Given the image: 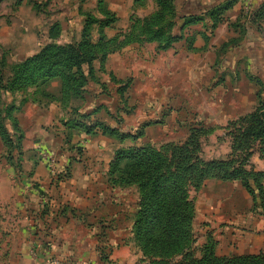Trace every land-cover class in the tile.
Returning <instances> with one entry per match:
<instances>
[{
  "label": "crops",
  "instance_id": "1",
  "mask_svg": "<svg viewBox=\"0 0 264 264\" xmlns=\"http://www.w3.org/2000/svg\"><path fill=\"white\" fill-rule=\"evenodd\" d=\"M50 1L54 6H66L65 9H60L58 15L63 16L66 11V17L61 19L60 41L77 40L80 36L81 18L76 0ZM93 2L91 0L89 6H94ZM105 3L118 17L114 27L106 29L105 33L107 37L113 38L120 31L118 40H122L128 32L126 29L131 28L132 14L136 15L133 19H143L158 9L156 0H105ZM262 3L264 0H172L177 16L170 34L180 36L179 39L166 49H159L156 42L144 39L127 43L129 45L119 53H110L107 56L105 69L111 71L117 79H123L132 73V76H137L134 80L137 88L145 93L175 92L177 81L182 82L183 77L212 71L213 63L208 64V61L216 62L217 69V62L224 58L217 48L229 41H238V51L247 49L239 58L247 56L248 53L252 58L260 60L263 66L264 7L259 17L251 19L246 14L253 12ZM21 8L22 6L19 10ZM217 10L221 12L219 15L222 21L214 24L211 13ZM24 12L30 13V21L25 20L24 25H21L27 30L22 35L23 39L12 31H6L12 38L19 37V44L25 45L17 53L18 56L37 51L38 44L48 40L46 32L49 21L38 19L28 6H25ZM240 12L244 16L239 17ZM188 16H199L201 19L186 24L183 17ZM56 19L57 15L51 20ZM144 44L152 46L153 62L148 66L137 65L136 71L132 72L134 67L130 64V55L134 51L135 54L145 56L144 46H140ZM151 75L153 79L149 78ZM169 77L172 78L165 82ZM113 83L111 82L115 86L113 92L119 97V84ZM59 85L60 81L53 79L46 86V91L57 93ZM97 87L96 84L87 85L78 110L79 113L92 112V121L100 120L125 133H133L143 123L150 122L144 128V134L150 126L164 123L163 119L148 120L134 130L128 129L129 114L125 110L130 102L127 94L129 89L123 94L124 101L120 99L122 103L119 101L120 104L113 108L105 99L110 93L104 94ZM71 116L67 107H62L56 101H48L47 98L26 104L17 115L24 130V148L26 150L33 145L36 155L33 160L25 154L21 178L13 181L12 190L16 194L13 203L18 208L20 217V227L15 233L18 239L17 250L20 252L19 264H50L49 258L55 256L71 264H144L140 252L130 239L134 212L132 203L122 192L117 193L120 188L114 187L108 176L109 162L115 151L138 144H125L131 141L127 138L119 141L100 132L87 134L71 128L68 124ZM205 128L211 131L212 127ZM40 151L50 154L49 165L37 155L36 152L40 154ZM255 159L256 157L252 158V163L256 162ZM255 167L264 169L259 164ZM58 173L68 174L57 180ZM223 183L235 186L238 184V190L244 195L247 193L239 181ZM43 195L47 197L46 202L42 201ZM246 195V203L250 205L251 200ZM254 213L256 216L252 215V254L264 252V218L258 212ZM101 250L107 255L106 260H100Z\"/></svg>",
  "mask_w": 264,
  "mask_h": 264
},
{
  "label": "rangeland",
  "instance_id": "2",
  "mask_svg": "<svg viewBox=\"0 0 264 264\" xmlns=\"http://www.w3.org/2000/svg\"><path fill=\"white\" fill-rule=\"evenodd\" d=\"M90 1L76 0L78 15L81 18L80 36L77 40L63 42L60 41L62 35L61 22L63 17H66V11L63 16L59 17L58 15L60 9L66 8L64 4H55L57 6L55 7L50 0H0V121L5 131L4 136L0 135V264H19L20 252L17 250L18 239L15 233L20 227L18 219L20 217H18L19 210L17 207L15 208L13 203L16 197L12 190L13 181L21 178L25 154H28L33 160L36 156L33 145L32 148L26 150L24 148V130L17 115L26 104L38 102L40 98H45L40 93V89L43 87L17 83L18 73L20 74L24 68L22 65L24 60L37 54L48 44L59 46L78 44L82 37L83 27L88 22H91L89 29H87L95 53V58L90 65L94 78H90L88 85L96 84L102 93H110L109 96H105V99L113 108L117 107L120 102L122 103L123 94L126 89H129L127 94H129L130 102L125 110L129 114L128 129L134 130L142 122L148 120L158 121L163 119L164 122L163 125L150 126L143 137L133 142L127 141L125 144L148 145L158 151H164L172 145L185 142L192 127H212L211 131L202 133L198 139L201 148L199 154L202 159L211 161L226 160L236 156L237 159L244 157L247 158L244 165L246 170L264 171V169L255 167L256 164H259L262 168L264 166V142L259 144L255 141L252 143L251 137H242L232 141L228 133L231 131L232 126L234 129L245 127V123L243 125L238 124V122L234 125L232 123L236 122L238 118L248 117L258 102H264V65L262 66L260 60L252 58V55L248 53L247 56L239 58L240 54L247 49L238 51L240 45L238 41H229L220 44L217 48L218 53L224 55L223 60L217 62V69L215 68L216 62L208 61V64L213 63L212 71L198 73L197 75L193 74L192 77H183L182 82L181 80L177 81L175 92H142L137 88L136 81L134 82L137 76H132L131 73L123 79H117L111 71L105 69L107 56L110 53H119L129 44H114L113 47L115 48L106 54L103 61L100 59V53L106 45L103 46L98 41L101 37L109 39L105 31L114 27L118 17L115 12L109 10L105 0H102L103 6L109 11L111 18L113 15V23L109 25L106 22L109 16L106 15L98 0H94V6H89ZM134 1L138 2V0ZM21 6V10H19ZM25 6L30 7V10L38 16V19L45 22L49 21L50 24L46 32L48 40L40 42L37 51L18 56L19 50L25 46L23 43L19 44V37L23 39L22 35L27 31L21 25H24L25 20L30 21L28 17L30 13L24 12ZM69 6L72 7V5ZM251 13V11L246 12L249 15L248 18L251 17ZM56 15L57 19L55 21L51 20ZM133 16L136 15L132 14L131 18ZM8 30L19 35V37L12 38L11 34L6 33ZM126 31L130 32L131 28L126 29ZM233 31L235 32V30ZM4 33L5 35H3ZM117 33V36L120 37V31ZM118 41L120 42L121 39ZM140 46H144L145 56H140L132 51L129 58L130 64L134 67L132 72L136 71L135 67L137 65L148 66L153 62L152 46L145 44ZM136 57L137 59H135ZM96 64H98V67H96ZM83 66L85 70L88 69L87 65ZM99 73H105L106 75L101 76ZM149 78L153 79L154 77L151 75ZM171 78L169 77L165 82H168ZM103 79L109 80V82L107 83ZM111 82L119 84L118 90L119 87L125 86L122 93L118 91L119 97L114 94L115 86ZM132 86L134 87L132 88ZM58 93L59 91L54 95H58ZM82 101L83 99L78 98L69 100V106L66 107L69 109L72 119H75L73 110L76 108L79 110ZM91 114L92 112L88 117L86 116V119L84 118L85 120L82 119L86 123L84 125L94 123L90 118ZM76 119H78V116ZM115 121H117L116 118ZM233 143L240 148H233ZM36 153L41 159V155L38 152ZM253 157H256L254 163H252ZM205 181L207 182L205 183ZM226 181L240 182V180L208 178L204 180L200 188L186 187L188 198L194 208V217L190 225V240L192 243L189 253L187 252L192 259L202 258L209 249H212L213 254L217 257L225 258L252 254V215L256 216L254 212H258L259 216L264 218V214L259 210L252 209V199L248 193L246 194H248V199L250 198L251 202L250 205L246 203L245 197L247 195L245 194V196L241 190H238V184L236 186L235 184H222ZM240 184L243 187L241 182ZM114 187L120 188L117 193L122 192L132 203L131 207L134 208L132 213L133 225L140 197L139 191L134 186L114 185ZM42 197L45 198L46 202L47 197L45 195ZM130 239L133 246L140 252L144 264H159L160 261L162 264L164 261L171 260L170 257H164V261H162L161 257L144 255L135 243L133 234ZM184 258L188 259L185 255L183 257L176 256L178 261Z\"/></svg>",
  "mask_w": 264,
  "mask_h": 264
},
{
  "label": "trees",
  "instance_id": "3",
  "mask_svg": "<svg viewBox=\"0 0 264 264\" xmlns=\"http://www.w3.org/2000/svg\"><path fill=\"white\" fill-rule=\"evenodd\" d=\"M98 2L109 16L106 22L112 24L113 15L111 18L102 0ZM156 2L158 9L155 12L143 19L132 18L131 31L127 32L120 42L117 37L109 39L101 37L103 41L100 39L98 42L103 46L106 45L100 53L102 61L117 43L140 42L144 39L156 42L159 49H166L179 39L180 36L170 34L174 18L177 16L174 13L172 0H156ZM263 7L264 3L251 13L250 18L259 17ZM219 14H221L220 10L211 13L214 24L222 21ZM241 16H244L242 12L239 17ZM200 19L199 16L183 17L186 24ZM90 23H86L88 25L85 24L83 27L78 44L67 46L48 44L40 52L24 60L22 63L24 68L20 74L18 73L16 82L43 87L40 89L41 95L48 101L59 102L62 107L69 106V100L72 98L83 99L88 81L94 78L93 70L90 68L95 58L94 46L88 30ZM83 65H87L88 69L85 70ZM53 79L60 81L58 95L46 91V85ZM124 89L125 86H121L118 91L122 93ZM73 114L75 119H70L68 123L71 128L84 130L87 134L100 132L113 136L119 141L126 138L131 141L137 140L143 136L144 128L150 124L145 122L135 132L125 133L100 121L84 125L86 124L84 120L90 113H79L77 108L73 110ZM237 122L246 125L237 129L231 127L228 133L232 141L251 137L252 143L264 142V102H258L248 117L238 118L232 125ZM204 132L208 133L209 129L192 127L185 142L172 145L164 151H158L148 145H132L115 151L108 168L110 183L122 187L134 186L140 194L132 225L134 241L146 256L161 257L162 261L164 257H170V261H164L166 263L162 262V264H264L262 251L257 254L225 258L217 257L213 254V250L209 249L200 259L189 257L188 251L192 243L190 225L194 217V208L188 198L187 186L200 188L208 178L240 180L251 196L252 209L264 214V171L246 170L244 165L247 158L244 157L237 159L236 156L226 160L211 161L202 159L199 154L201 148L198 139ZM0 135H5L1 121ZM233 148L240 147L233 143ZM77 151L81 152L79 148ZM61 174H56L57 180L66 177L68 173ZM100 237L103 238V235ZM184 255L188 259L184 258L180 261L176 259V256ZM106 259L107 255L101 250L100 260Z\"/></svg>",
  "mask_w": 264,
  "mask_h": 264
},
{
  "label": "built area",
  "instance_id": "4",
  "mask_svg": "<svg viewBox=\"0 0 264 264\" xmlns=\"http://www.w3.org/2000/svg\"><path fill=\"white\" fill-rule=\"evenodd\" d=\"M41 158L46 162V164L51 163L50 154L47 151H40ZM42 200L45 201V198L42 197ZM50 264H71L65 260L60 259L59 257H51L49 258Z\"/></svg>",
  "mask_w": 264,
  "mask_h": 264
}]
</instances>
